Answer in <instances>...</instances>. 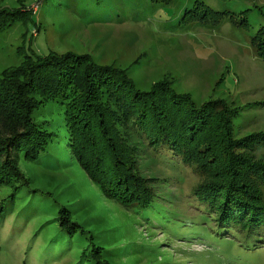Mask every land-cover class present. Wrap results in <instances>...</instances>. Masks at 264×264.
Here are the masks:
<instances>
[{"label": "rangeland", "instance_id": "374dc122", "mask_svg": "<svg viewBox=\"0 0 264 264\" xmlns=\"http://www.w3.org/2000/svg\"><path fill=\"white\" fill-rule=\"evenodd\" d=\"M0 6L32 9L25 24L0 31V72L19 64L22 53H88L98 64L126 68L139 90L167 77L173 91L189 93L197 105L232 103L239 107V138L264 132V57L252 43L264 27V0H0ZM211 11L228 13L213 23ZM244 18L248 27L238 24ZM55 109L47 111L48 125L62 128ZM256 141L252 155L264 162V138ZM61 152L53 145L36 162L19 160L30 182L5 202L0 264H97L85 261L92 247L105 264H264L259 243L246 250L230 234L223 242L179 237L190 223L178 219L200 213L189 205L204 180L199 165L148 152L139 172L150 179L143 178L151 202L122 206L79 165L58 159ZM10 192L1 187L0 201Z\"/></svg>", "mask_w": 264, "mask_h": 264}, {"label": "trees", "instance_id": "16d2710c", "mask_svg": "<svg viewBox=\"0 0 264 264\" xmlns=\"http://www.w3.org/2000/svg\"><path fill=\"white\" fill-rule=\"evenodd\" d=\"M31 10L0 6V31L25 24ZM211 13L217 23L228 12ZM238 24L248 27L245 18ZM252 43L264 57V27ZM170 84L163 77L139 90L126 68L98 64L88 53H22L19 64L0 72V188H11L0 201V219L6 200L30 182L19 160L36 162L53 145L62 151L58 159L79 165L112 202L137 201L146 207L152 198L139 163L154 151L201 168L204 180L195 186L196 203H189L200 213L191 221L178 219L190 223L182 224L189 232L179 237L223 242L230 234L246 250L258 243L263 247L264 162L252 153L264 132L237 137L239 107L223 99L197 105L189 93L175 92ZM54 107L62 128L48 125L47 111ZM67 218L62 214L60 225ZM70 228L69 233H77ZM90 260L106 262L95 247L85 261Z\"/></svg>", "mask_w": 264, "mask_h": 264}]
</instances>
